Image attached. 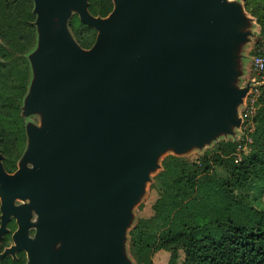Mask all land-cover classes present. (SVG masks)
Masks as SVG:
<instances>
[{"label":"water","instance_id":"1","mask_svg":"<svg viewBox=\"0 0 264 264\" xmlns=\"http://www.w3.org/2000/svg\"><path fill=\"white\" fill-rule=\"evenodd\" d=\"M33 4L21 116L40 125L26 124L13 173L0 154V240L17 225L0 261L24 252L26 264H130L126 229L158 157L241 125L253 81H233L247 20L229 0H112L104 18L88 0ZM73 15L96 31L91 48L71 35Z\"/></svg>","mask_w":264,"mask_h":264},{"label":"trees","instance_id":"2","mask_svg":"<svg viewBox=\"0 0 264 264\" xmlns=\"http://www.w3.org/2000/svg\"><path fill=\"white\" fill-rule=\"evenodd\" d=\"M244 5L257 19L264 41V0H244ZM32 8L33 0H0V39L9 51L0 61V154L7 172L16 170L27 141L21 113L32 77L28 55L37 40ZM112 9V0H88L94 17H107ZM69 24L80 47L91 48L96 31L77 16ZM252 122L251 142L239 161L232 158L238 144L230 143L200 158L194 193L198 207L184 229L157 236L152 254L170 253L168 264H264V105L257 108ZM167 163L183 173L191 166L175 156ZM161 195L172 208L184 205L179 184L162 189ZM0 264H26L25 253Z\"/></svg>","mask_w":264,"mask_h":264},{"label":"rangeland","instance_id":"3","mask_svg":"<svg viewBox=\"0 0 264 264\" xmlns=\"http://www.w3.org/2000/svg\"><path fill=\"white\" fill-rule=\"evenodd\" d=\"M229 1L240 4L243 15L247 20L245 26L242 28V31L247 33V41L239 47L238 74L233 81V85L236 88L242 89L245 85H250L253 71L252 59L262 42L260 38L261 28L257 23V19L246 10L244 0ZM68 29L76 41L70 24ZM35 47L36 42L30 51H33ZM8 54L9 51L0 39V61ZM246 106L247 102L243 101L237 107V117L240 118L241 125L238 128L231 127V134L220 133L214 139L206 142L202 147H192L188 151L178 155L173 149H168L158 157V166L149 173V179L144 185V192L131 210V218L126 229L124 250L130 264H168L170 253L161 251L152 254L151 252L153 245L157 241V236L179 232L189 224L192 212L198 207V204L194 200L195 183L196 178L200 174L198 170L199 161L205 153L214 151L217 146L223 143L238 144L236 151L232 155L233 159L239 160L241 153L244 154L248 151L247 145L251 142L250 133L253 131V126L244 115ZM24 119L26 124H32L34 126L40 125L39 115L35 114ZM22 155L23 153L17 158L16 167ZM170 156L184 159L191 166L184 173L180 172L174 164H164ZM178 184L181 187V196L184 199V205L181 208H172L168 205L167 200L162 197L161 190L175 188ZM30 235L32 236L33 234L30 232ZM0 244L2 245V249L11 246H9V239L4 241L3 244L0 242ZM15 258L16 256L13 258L8 255L2 261L10 262ZM182 259L183 257L181 256L180 261Z\"/></svg>","mask_w":264,"mask_h":264},{"label":"built area","instance_id":"4","mask_svg":"<svg viewBox=\"0 0 264 264\" xmlns=\"http://www.w3.org/2000/svg\"><path fill=\"white\" fill-rule=\"evenodd\" d=\"M253 81L252 88L247 96V106L244 115L249 119L250 124L253 126L252 118L254 117L257 108L264 105V41L258 47L252 59ZM240 160V159H239ZM236 159L235 161H239Z\"/></svg>","mask_w":264,"mask_h":264},{"label":"flooded vegetation","instance_id":"5","mask_svg":"<svg viewBox=\"0 0 264 264\" xmlns=\"http://www.w3.org/2000/svg\"><path fill=\"white\" fill-rule=\"evenodd\" d=\"M14 171H12V172H8V173H13ZM15 205H17V206H19V205H21V202L20 201H16L15 202ZM10 226H14V229H12ZM16 227H17V225H16V220L14 219V218H11V220L7 223V225H6V229H7V232L6 233H4L3 234V236H2V238H1V240H0V242L3 244V242H4V239H5V237H8L9 238V246L10 245H12L11 243H12V234L14 233V231L16 230ZM34 233V231L32 230L31 231V234H33ZM7 241V240H6ZM4 249V248H3ZM2 249V250H3ZM18 253H20V252H18ZM17 253V254H18ZM24 253V252H23ZM17 254H16V256H17ZM26 256V255H25Z\"/></svg>","mask_w":264,"mask_h":264}]
</instances>
